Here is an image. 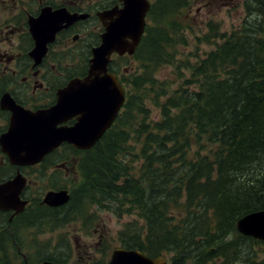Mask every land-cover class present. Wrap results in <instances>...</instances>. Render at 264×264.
I'll use <instances>...</instances> for the list:
<instances>
[{"label": "trees", "instance_id": "obj_1", "mask_svg": "<svg viewBox=\"0 0 264 264\" xmlns=\"http://www.w3.org/2000/svg\"><path fill=\"white\" fill-rule=\"evenodd\" d=\"M245 7L230 31L210 22L201 41L217 38L216 45L191 61L177 58L192 29L176 18L181 0L154 3L153 25L127 58L138 65L123 72V110L96 146L80 152V180L68 209L54 217L91 222L86 205L103 206L131 218L118 232L120 246L165 255L167 264H264L250 249L264 242L236 227L264 209V0ZM175 60L176 77L158 78ZM8 166L15 168L0 162V181L10 177ZM103 243L90 264L107 263Z\"/></svg>", "mask_w": 264, "mask_h": 264}, {"label": "flooded vegetation", "instance_id": "obj_2", "mask_svg": "<svg viewBox=\"0 0 264 264\" xmlns=\"http://www.w3.org/2000/svg\"><path fill=\"white\" fill-rule=\"evenodd\" d=\"M149 1L151 8L146 16L143 37L150 25V11L154 4L153 0ZM199 2L204 7L211 0H193L192 6ZM124 3L125 0H0V101L8 93L17 104L32 111L54 106L59 100L60 92L67 89L73 80L88 76L95 49L103 42L106 24L112 21V18L105 15L114 8H123ZM133 55L114 52L107 66L108 72L117 75L126 94L122 77L127 70L125 61ZM0 110L3 114L0 120L5 125L4 132L8 127L11 111L2 109L1 104ZM79 116V113L70 115L58 126L72 127ZM85 150L89 149H79L71 143L63 142L33 166L50 162L56 165V169L65 170L66 176L78 183L81 177L78 168L80 152ZM0 154L3 157L0 162H9L6 154ZM27 189L28 187L22 193V198L28 200L23 212L14 215L13 211L0 210V231L3 233L0 239L1 261L10 262L7 260L11 256H18L16 258L22 260L20 264H39L43 261L90 264L96 257L102 256V253L98 256L100 246L96 248V254L92 253L85 256L88 259L82 260L77 257L78 254H72L74 249L71 250L63 243L53 245L52 240H47L42 244L31 241L24 245L19 241L12 230H9L12 224L21 229L36 228L41 211H49L44 217L56 221L57 217L53 215L61 214L65 208V205H47L46 209L30 207L33 197L26 196ZM68 190L70 192L71 188ZM41 202L42 200L39 204ZM102 237L98 240L99 244L103 241ZM103 250L104 255L107 254L106 249ZM111 253L112 251L107 262Z\"/></svg>", "mask_w": 264, "mask_h": 264}, {"label": "water", "instance_id": "obj_3", "mask_svg": "<svg viewBox=\"0 0 264 264\" xmlns=\"http://www.w3.org/2000/svg\"><path fill=\"white\" fill-rule=\"evenodd\" d=\"M149 8L148 0H125L123 8H114L105 15L112 21L106 24L103 42L95 49L88 76L73 80L51 108L32 111L17 104L8 93L2 96L1 108L10 110L11 117L7 130L0 135V147L9 163L18 169L13 177L0 182L1 211H13L15 215L23 212L28 203L22 198L28 179L21 167L40 163L63 142L89 149L114 123L123 107L125 91L117 75L108 72L107 66L114 52L134 54L145 31ZM77 113L80 116L74 126H58ZM69 200L67 189L50 190L44 195L43 203L55 207ZM236 226L242 234L264 241V209L245 214ZM39 264L66 263L43 261ZM107 264H167V258L151 257L139 249L119 246Z\"/></svg>", "mask_w": 264, "mask_h": 264}, {"label": "rangeland", "instance_id": "obj_4", "mask_svg": "<svg viewBox=\"0 0 264 264\" xmlns=\"http://www.w3.org/2000/svg\"><path fill=\"white\" fill-rule=\"evenodd\" d=\"M154 1L155 3L157 2V0H153V3ZM248 1L250 0H211V2H208L207 6L202 7L200 5L201 2L192 6L193 0H181V4L184 5V14L178 15L176 18L183 26H190L192 29L184 31L186 44H179L177 58L195 61L197 55L204 56L207 51L215 47L216 44L214 42L217 40V38L212 39L214 41H210V44L201 41L205 39H202V37L209 32L208 24L210 22H215L214 25L218 26L217 29H219V31L232 30L247 16L245 5ZM152 22L153 20L150 21V25H153ZM125 62L127 64V74L136 70L135 66H137L138 63H135L134 59H128V61ZM177 63H179V61L175 60L173 64L161 66L157 72L158 78L168 80L174 79L177 75L175 69ZM154 114H157L156 111ZM1 126L5 127L0 120V127ZM2 160L3 157L0 154V161ZM55 166L56 165L50 162H46L33 167L21 168L30 182L25 194L28 197L35 198L36 204L42 200L45 193L49 190L69 189L76 185L77 182H73L71 177L66 176L65 170L56 169ZM3 171L4 176H11L16 173V167L12 168L8 166ZM35 208H40V206ZM86 208L87 211L90 212L91 210L94 214L91 222H82V219H80L79 221L68 222L67 220L65 221L66 223H61L63 215L62 217L59 215L56 221L53 218L43 217L37 222L36 228H18L16 232L13 233L24 245L31 241H38L39 244H42L47 240H52L53 245L55 243H63L65 246H69L71 250L74 249L72 254H78L77 257L82 260L88 259L85 256L91 255L92 253L96 254V248H98V246L101 247L102 242L106 244L105 249L107 253L110 254L114 248L120 246L118 232L131 218L126 215L119 216L103 206L86 205ZM67 209L68 208H65L64 211ZM48 212L41 211L40 213L46 215ZM2 234L3 233L0 231V235ZM101 237L103 241L99 244L98 240ZM250 249L253 256L255 257L256 255L258 261L264 260V244H254ZM100 254L101 252H99L98 256H100ZM16 257L18 256H11L7 260H10V262H3L0 260V264H20L22 260H18ZM237 264H240V262H237Z\"/></svg>", "mask_w": 264, "mask_h": 264}]
</instances>
